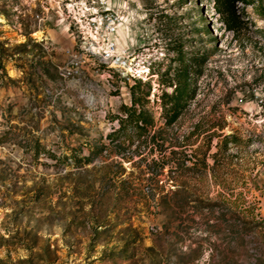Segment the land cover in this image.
I'll return each mask as SVG.
<instances>
[{"label": "rangeland", "instance_id": "rangeland-1", "mask_svg": "<svg viewBox=\"0 0 264 264\" xmlns=\"http://www.w3.org/2000/svg\"><path fill=\"white\" fill-rule=\"evenodd\" d=\"M236 8L237 35L212 0H0V264H264V19ZM102 10L141 79L59 78L71 20ZM132 96L152 127L111 144Z\"/></svg>", "mask_w": 264, "mask_h": 264}, {"label": "trees", "instance_id": "trees-1", "mask_svg": "<svg viewBox=\"0 0 264 264\" xmlns=\"http://www.w3.org/2000/svg\"><path fill=\"white\" fill-rule=\"evenodd\" d=\"M257 1L256 5L253 1L248 0H212V3L214 11L223 26L237 35L244 23L240 20L236 6L238 4L251 6L258 11L260 18L264 19V0ZM188 75L186 66L179 69L174 80H170L167 84L171 91L169 93L162 92L159 97L161 118L167 127L176 122L191 99ZM138 85L139 83L135 84V86ZM138 104L139 100L132 96L130 106H120L119 113L112 118L117 121L118 127L107 135L109 143H124L130 141L133 136L141 138L147 135L148 129L152 127V119L144 109L136 107Z\"/></svg>", "mask_w": 264, "mask_h": 264}, {"label": "built area", "instance_id": "built-area-1", "mask_svg": "<svg viewBox=\"0 0 264 264\" xmlns=\"http://www.w3.org/2000/svg\"><path fill=\"white\" fill-rule=\"evenodd\" d=\"M70 9V4H66L65 11L70 13ZM36 19L38 22L42 21L39 17ZM81 19H73L70 22L82 44L79 46L81 52L74 51L73 48L63 51L66 59L64 64L57 69L59 78L63 80L79 78L84 65L89 60H94L101 67L108 68L119 77L129 80L141 79L142 74H138L137 70L132 67L129 56H124L118 52L115 35L119 27V18L102 10L100 14L91 15L86 26L83 22L85 18L82 17Z\"/></svg>", "mask_w": 264, "mask_h": 264}]
</instances>
